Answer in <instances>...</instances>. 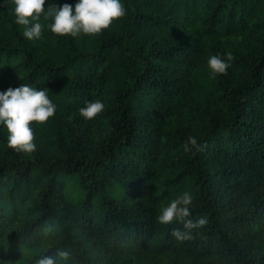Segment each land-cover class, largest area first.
<instances>
[{
	"label": "trees",
	"instance_id": "trees-1",
	"mask_svg": "<svg viewBox=\"0 0 264 264\" xmlns=\"http://www.w3.org/2000/svg\"><path fill=\"white\" fill-rule=\"evenodd\" d=\"M121 2L100 33L60 36L42 15L29 40L0 0V91L47 88L56 105L30 125L33 152L0 126V264L59 250L60 264H264V0ZM184 192L208 223L178 240L183 224L156 217Z\"/></svg>",
	"mask_w": 264,
	"mask_h": 264
},
{
	"label": "clouds",
	"instance_id": "clouds-1",
	"mask_svg": "<svg viewBox=\"0 0 264 264\" xmlns=\"http://www.w3.org/2000/svg\"><path fill=\"white\" fill-rule=\"evenodd\" d=\"M16 23L24 26L23 36L29 40L42 36L43 24L40 22L43 15L45 20H51L50 30L60 36L70 35L76 37L83 34H97L116 19L126 14V9L121 0H75L74 6L64 3L61 6L50 5L45 8L46 0H12ZM212 55L208 59V65L215 74H224L230 67L233 59L230 52ZM47 88H37L29 84L19 87H9L0 91V126L7 130V146L18 152H33L37 145L33 142L32 122L44 123L53 117L56 105L48 96ZM105 105L100 99L87 102L84 107L78 109L79 115L85 120H91L104 111ZM199 144L195 136H189L185 142V151L199 150ZM193 196L184 192L162 209L156 217L162 225H168L174 221L181 222L183 229H174L173 236L178 240L190 238V232L186 230L198 229L208 223L207 218L200 216L191 219L190 205ZM66 250L57 251L55 257L43 255L36 264H60L58 258H67Z\"/></svg>",
	"mask_w": 264,
	"mask_h": 264
}]
</instances>
